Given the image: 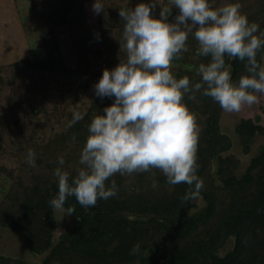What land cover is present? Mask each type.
Returning <instances> with one entry per match:
<instances>
[{
  "label": "trees",
  "instance_id": "16d2710c",
  "mask_svg": "<svg viewBox=\"0 0 264 264\" xmlns=\"http://www.w3.org/2000/svg\"><path fill=\"white\" fill-rule=\"evenodd\" d=\"M238 2L249 22L264 30V0ZM29 5L45 56L25 57L12 63L17 69L15 74L22 70L70 75L52 26L66 22L69 14H75L77 23H82L83 0H29ZM162 6L167 7L166 3L156 5L153 14L158 15ZM113 45L118 47L116 43ZM198 47L190 34L187 50L174 58L178 65L170 68L177 78L188 76L192 84L201 81L196 69L209 59L198 55ZM188 51L195 55L196 63L184 56ZM263 53L264 47L257 50L261 64ZM226 63L231 64L234 81L247 74L245 61L226 56ZM114 99L96 96L82 112L83 119L71 123L74 113L71 112L70 122L42 141L20 129L15 132L13 140L20 165L14 174L0 164V172L15 177L0 203V225L15 230L34 255L46 253L33 264H264V146L251 158L246 170L237 175L240 159L233 154L223 155L231 147V140L221 130L222 108L212 97L202 95V90L186 94L185 100L199 128L197 175L203 181L199 194L205 205L191 212L196 206L194 198H185L191 186L168 183L157 168L125 175L116 173L106 182L116 181L115 196L98 199L88 207L80 205L75 196L67 198L65 207L75 208L71 213L75 223L55 239L57 220L49 201L58 192V179L54 175L58 157H64L63 168L75 176L82 167L79 156L89 135L91 119ZM30 107L35 113L40 110L39 104L31 103ZM235 131L248 152L254 136L264 134V126L252 118H241ZM28 149L35 151L34 165L26 162ZM154 179L156 187L152 186ZM229 238L234 241L232 249L220 255L219 249ZM0 264L32 263L0 254Z\"/></svg>",
  "mask_w": 264,
  "mask_h": 264
},
{
  "label": "clouds",
  "instance_id": "9594fccd",
  "mask_svg": "<svg viewBox=\"0 0 264 264\" xmlns=\"http://www.w3.org/2000/svg\"><path fill=\"white\" fill-rule=\"evenodd\" d=\"M157 4L160 0H140L132 9L120 8L126 58L105 68L94 85L97 96L114 97V102L91 119L79 156L82 167L75 176L63 168L64 157H58L54 169L58 192L49 201L52 209L73 213L74 207H65L70 196L84 207L95 205L98 199L116 195V181L106 184L114 174L152 168L159 169L170 184L191 186L185 198H196L203 187L197 175L199 128L186 94L202 90V95L230 113L256 104L257 94H264V64L257 60V50L264 47V30L249 22L238 0L219 7L212 0H170L179 10L172 20V7L162 6L158 15L153 14ZM92 10L103 11L102 0H95ZM190 34L198 42V55L209 57L198 65L201 81L195 84L170 70L173 59L187 50ZM226 56L246 62L247 74L238 82ZM83 115L75 111L71 123ZM35 155L28 149L29 165L35 164ZM156 185L154 179L152 186Z\"/></svg>",
  "mask_w": 264,
  "mask_h": 264
},
{
  "label": "rangeland",
  "instance_id": "374dc122",
  "mask_svg": "<svg viewBox=\"0 0 264 264\" xmlns=\"http://www.w3.org/2000/svg\"><path fill=\"white\" fill-rule=\"evenodd\" d=\"M94 2L95 0H83L85 18L82 23H77L75 14H69L66 22L53 24L54 40L63 63L70 72V75H57L22 70L15 74L17 69L12 63L25 57L43 58L45 50L29 0H0V164L12 169L14 174V170L20 165L16 141L13 140L16 130H22L27 136L34 135L40 141L58 132L70 122L71 112H84L96 98L94 85L104 69L113 68L121 59L126 58L121 43L125 21L119 12L120 8H134L140 0H102L104 10L99 14L92 10ZM163 3L172 7L170 0H160V4ZM212 3L219 7L228 3V0H212ZM178 11L173 6L169 19H174ZM114 43L118 45L117 48ZM189 51L184 56L196 63L195 55H191ZM174 60L171 66L178 65ZM257 95L256 104L246 105L239 112L221 111V130L231 140V147L223 155L233 154L240 159L237 175L246 170L251 158L264 146V134L257 133L250 150L245 151L235 131L241 118H252L264 126V94ZM31 103L40 105L38 113L31 111ZM214 168L216 172V166ZM14 179L15 177L11 178V175L0 172V203ZM216 181L220 183L219 179ZM193 200L196 206L191 212L205 205L200 194ZM54 212L57 220L54 232L56 239L60 233L74 226L75 218L58 210ZM233 243V239L229 238L219 249V254L225 255L232 249ZM0 254L22 258L33 264L41 261L46 253L34 255L15 230L0 225Z\"/></svg>",
  "mask_w": 264,
  "mask_h": 264
}]
</instances>
